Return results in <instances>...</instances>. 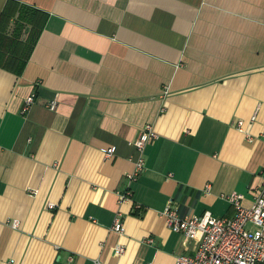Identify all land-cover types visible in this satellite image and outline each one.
Wrapping results in <instances>:
<instances>
[{"label":"crops","instance_id":"crops-1","mask_svg":"<svg viewBox=\"0 0 264 264\" xmlns=\"http://www.w3.org/2000/svg\"><path fill=\"white\" fill-rule=\"evenodd\" d=\"M22 6L37 11L23 29ZM0 34L4 56H29L19 74L0 67V264H175L195 244L168 227V205L233 217L222 195L239 192L251 206L264 0H0ZM146 124L158 137L131 180Z\"/></svg>","mask_w":264,"mask_h":264},{"label":"built area","instance_id":"built-area-1","mask_svg":"<svg viewBox=\"0 0 264 264\" xmlns=\"http://www.w3.org/2000/svg\"><path fill=\"white\" fill-rule=\"evenodd\" d=\"M35 100L36 94L33 93L26 99L23 111L26 112ZM48 106L55 110L57 102L53 101ZM244 126L243 120L237 122L240 131L246 132ZM247 136L250 138L249 134ZM157 137L154 126L146 124L139 137L131 142L137 154L135 171L128 176L131 180L138 178L144 169L146 146ZM115 152L116 147L104 150L107 157ZM205 191H211L210 184L206 186ZM222 197L235 208L233 217H215L210 211H206L201 216H183L172 204L166 207L163 215L168 227L195 244L193 252L178 255L175 264H264V183L257 191L251 206L245 207L242 204L244 196L239 192L223 194ZM125 198L126 196H123V199ZM49 207L54 208V205L49 204ZM12 226L17 228L19 221H13ZM113 230L120 235L125 233L121 214L117 216ZM146 241L154 243L151 238ZM125 252V246L116 247L118 256H122Z\"/></svg>","mask_w":264,"mask_h":264},{"label":"trees","instance_id":"trees-1","mask_svg":"<svg viewBox=\"0 0 264 264\" xmlns=\"http://www.w3.org/2000/svg\"><path fill=\"white\" fill-rule=\"evenodd\" d=\"M20 12V16H19V22L21 24V29L25 28L23 23H33L34 21V16L36 14V10L34 8H31L29 6H22L19 10ZM20 25H18L19 27ZM37 32L36 28H33L32 33L35 34ZM7 36L0 34V43L4 46L6 43ZM29 45V50L27 51L28 55H30L31 53V49L34 47L35 45V41H31L27 43ZM17 45L16 49L19 48V46L21 45V42H16L15 43ZM28 48V47H27ZM2 47H0V67L1 68H5L7 70L13 71L15 73H21L27 63L28 57H18V53L12 54L10 56H4L2 53Z\"/></svg>","mask_w":264,"mask_h":264}]
</instances>
